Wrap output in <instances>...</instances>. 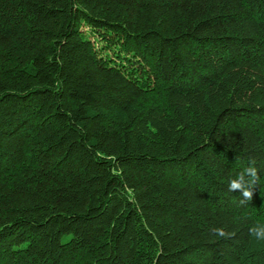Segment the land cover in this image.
Wrapping results in <instances>:
<instances>
[{"label": "trees", "instance_id": "trees-1", "mask_svg": "<svg viewBox=\"0 0 264 264\" xmlns=\"http://www.w3.org/2000/svg\"><path fill=\"white\" fill-rule=\"evenodd\" d=\"M255 225L264 0H0V264H264Z\"/></svg>", "mask_w": 264, "mask_h": 264}, {"label": "clouds", "instance_id": "clouds-1", "mask_svg": "<svg viewBox=\"0 0 264 264\" xmlns=\"http://www.w3.org/2000/svg\"><path fill=\"white\" fill-rule=\"evenodd\" d=\"M258 179L257 169L255 167H248L241 172L237 178L232 179L229 183V191L236 192L239 190L242 200L241 203L251 201L254 195L255 185ZM218 238H230L232 235L226 232L223 228L214 229ZM250 235L258 241H264V225L257 227L253 226L250 229Z\"/></svg>", "mask_w": 264, "mask_h": 264}]
</instances>
